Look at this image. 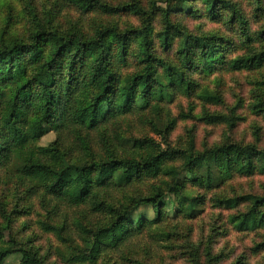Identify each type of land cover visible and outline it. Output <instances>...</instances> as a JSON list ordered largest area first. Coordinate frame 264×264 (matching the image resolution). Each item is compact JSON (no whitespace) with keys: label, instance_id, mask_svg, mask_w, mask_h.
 <instances>
[{"label":"trees","instance_id":"16d2710c","mask_svg":"<svg viewBox=\"0 0 264 264\" xmlns=\"http://www.w3.org/2000/svg\"><path fill=\"white\" fill-rule=\"evenodd\" d=\"M244 2L254 7L258 30ZM25 8L24 34L0 31V170L22 189L11 212L0 193V233L9 238L0 244V264L13 256L19 264H49L12 225L30 214L34 197L46 210L47 228L61 239L71 233L66 242L79 239L67 245L69 264H99L130 240L158 231L171 214L197 220L206 197L195 188L220 193L211 200L236 211L229 218L235 231L264 228V194L229 196L225 187L237 177L264 175V150L230 140L198 148L192 131L185 147L172 146L178 120L167 117L161 124L164 105L177 96L224 103L200 79L262 71L264 0H54L51 5L46 0L39 9L30 2ZM184 16L231 23L233 34H195L179 20ZM257 86L264 88V76ZM253 110L264 118V101ZM211 116L204 113L201 120ZM133 119L161 140L124 133ZM226 121L233 128L237 118ZM50 133L56 140L41 146ZM58 160L60 170L51 163ZM179 161L180 166L173 164ZM73 181L84 207L64 194ZM62 206L76 212L72 227L54 218ZM242 206L247 209L239 211ZM143 207L153 209V219L135 218ZM208 248V262H219ZM199 257L195 264H201Z\"/></svg>","mask_w":264,"mask_h":264},{"label":"rangeland","instance_id":"374dc122","mask_svg":"<svg viewBox=\"0 0 264 264\" xmlns=\"http://www.w3.org/2000/svg\"><path fill=\"white\" fill-rule=\"evenodd\" d=\"M47 1L50 5L54 2V0ZM150 1L147 0V3L150 4ZM28 2L39 9L46 0H0V31L7 29L13 35H22L26 32L29 14L25 7ZM197 6L201 7L202 5L198 2ZM253 8L248 2H244L243 9L251 17V26L258 30L259 25L256 24V20L252 16ZM69 15L76 16V13L71 12ZM179 20H182L185 27L195 34L210 31H219L228 36L233 34L229 29L231 23L221 22L222 24H218L207 17L200 16L199 18L184 16L179 17ZM122 21L137 22L136 19L130 18H123ZM160 26V19L157 18L156 27L160 28ZM263 76L264 68L257 72H222L206 79H200L203 87L209 88L211 92L217 93L223 98V104L205 103L196 97L189 99L177 96L173 104L164 105L161 113L162 127L167 117L178 120L175 130L170 136V144L176 147H185L191 136L190 131H192L198 148H203L204 144L207 147H212L230 140L246 144L257 143L258 147L264 150V118L255 114L253 110V106L258 101H264V88L257 86V82ZM192 106L193 110H190ZM204 113L220 116H218L219 118L211 116L201 120ZM233 116L237 118V121L236 125L230 128L226 118ZM131 123L130 126L123 129L124 133L161 140L142 121L133 119ZM257 137L259 140L256 142ZM55 140L56 134L50 133L39 144L49 146ZM51 163L57 170L63 168V164L59 160ZM173 164L180 166L181 161ZM8 175L9 173L6 171L0 170V193L4 194L3 199L7 203L8 212H11L13 209H17L20 204L17 198H19L18 193H22V189L15 182V178L10 184L11 178L7 177ZM11 177L15 176L11 175ZM225 187H227L226 194L229 196L246 193L263 195L264 175L256 174L249 178L237 177ZM63 191L73 203L85 206L77 181L67 184ZM194 192L206 197V203L202 208L203 213L197 220L188 221L183 216L178 217L171 214L158 226L161 227L158 231L145 232L143 236L130 240L118 250L111 251L99 264H195L194 259L197 253L200 254L201 264H264V228L255 232L239 233L235 231L233 225L229 223V218L236 211L218 208L211 200L215 194H220L219 192L207 193L197 188L194 189ZM31 201L33 206L30 214L21 217L12 225L19 228L20 236L23 239L27 236L30 237V245L36 247L49 264H69L67 262L69 257L67 245L76 241L79 243V239L74 236L73 241L66 242L71 233L68 232V237L61 239L55 229L47 228L44 225L48 220L45 208L40 204L38 197L32 198ZM246 209L247 206H242L239 211ZM75 215L76 212L73 208L62 206L58 216L54 218L57 222L66 220L71 226ZM140 215H144L149 220L155 216L153 209L149 207L141 208L135 218ZM50 217L53 218L52 215ZM3 222L4 220L0 217V223ZM24 223L28 224L26 230L22 228ZM68 229L73 230L72 228ZM160 233H169V235L161 238L157 235ZM8 241V233H0V244H6ZM207 247L211 250L212 256L218 257L219 262H208L205 252ZM109 257L111 258L109 259ZM5 264H19V258L13 256L7 259Z\"/></svg>","mask_w":264,"mask_h":264}]
</instances>
